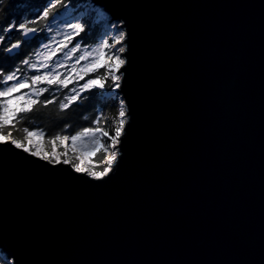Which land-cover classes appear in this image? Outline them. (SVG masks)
Returning <instances> with one entry per match:
<instances>
[{
	"label": "water",
	"instance_id": "95a60500",
	"mask_svg": "<svg viewBox=\"0 0 264 264\" xmlns=\"http://www.w3.org/2000/svg\"><path fill=\"white\" fill-rule=\"evenodd\" d=\"M90 2L126 32L117 163L96 181L0 145V253L264 264V0Z\"/></svg>",
	"mask_w": 264,
	"mask_h": 264
},
{
	"label": "snow or ice",
	"instance_id": "6c2138e0",
	"mask_svg": "<svg viewBox=\"0 0 264 264\" xmlns=\"http://www.w3.org/2000/svg\"><path fill=\"white\" fill-rule=\"evenodd\" d=\"M61 7L66 11H54ZM57 22L63 24L62 30L57 26L55 34L40 38L42 47L34 52V59L29 56L21 60V67L7 70L0 67V145H11L53 166L68 165L74 172L100 181L114 170L119 157L118 145L127 124V107L117 94L123 80L122 69L127 63L123 55L127 50L126 32L123 28L115 29L108 25L102 34H97L99 43L82 47V34L93 30L90 22L72 17L65 0H48L33 18L12 20L0 27V33L8 34L15 30L25 38L5 46L3 51L14 53L28 38H35L39 32L52 33ZM3 34H0V44L5 40ZM69 61L73 63L69 64ZM23 66L34 74L26 75ZM69 85L75 86L62 97L57 94L69 89ZM106 88L111 90L105 91ZM94 89L100 92L94 93L93 98L103 102L98 108L99 114L93 119L95 126L82 127L72 134L68 132L70 125L65 124L51 136H46L43 129L26 126L25 119L38 107L47 108L59 102L58 109L63 112L73 104L89 99L83 93L93 92ZM117 100L119 105L117 116L113 118L114 126L102 127V122L106 120L103 107L109 101ZM21 130L23 134L17 138L13 133ZM35 137L45 144H34ZM45 145H50L51 149ZM61 147L63 151H57ZM98 154L99 159L94 163L91 158Z\"/></svg>",
	"mask_w": 264,
	"mask_h": 264
},
{
	"label": "trees",
	"instance_id": "16d2710c",
	"mask_svg": "<svg viewBox=\"0 0 264 264\" xmlns=\"http://www.w3.org/2000/svg\"><path fill=\"white\" fill-rule=\"evenodd\" d=\"M47 2L48 0H0V27H3L7 22L12 20L19 21L24 18H33ZM65 3L68 4V10L71 11L72 17L82 18L83 20L90 22L92 25V31L82 34V47L95 46L99 43L97 34H102L103 30L107 27L106 16L102 10L98 7H93L89 0H65ZM54 11L64 12L66 10L61 7ZM41 24H43V22H41ZM61 25V22H57V25H54L53 27L52 33L45 31L39 32L33 40L22 44L20 53L13 57L8 53H5L3 48L15 42L17 39H22V37L15 30L8 34L0 33L5 35L4 43L0 44V67H3L5 70L13 67H21V60L28 58L29 56H32L34 59V52L38 47H42L40 44V38L55 34L57 26L61 28ZM45 42L47 41L45 40ZM71 63H73V61H69V64ZM23 67L26 75L34 74L29 71L26 66ZM61 71L65 70L61 69ZM88 78L90 77H86V79ZM80 83L83 84L84 81H80ZM74 86L75 85H69V89H64L57 94L62 97L63 94L68 93ZM110 90L111 89L109 88L105 89V91ZM99 92V89H94L93 92L83 93V95L89 97V99L73 104L69 109L63 112L58 109L59 102L54 105H49L47 108L38 107L35 112L31 113L30 116L25 119V124L30 128L43 129L46 136H51L59 132L65 124L70 125L68 132L72 134H75V132L79 131L82 127L95 126L93 124V119L99 114L98 108L102 106L103 102L93 98V96L94 93ZM45 96H48V93H45ZM41 99H44V97H41ZM118 104V100L109 101L107 106L103 107L106 120L102 122V127L111 128L114 126L115 122L113 118L117 116ZM85 116L89 117V119L85 120ZM13 134L17 138H20L23 133L21 130L14 131ZM49 147L51 146L49 145ZM93 159L94 161L99 159V154L96 157H93ZM0 264H8V262L1 258V255Z\"/></svg>",
	"mask_w": 264,
	"mask_h": 264
},
{
	"label": "rangeland",
	"instance_id": "374dc122",
	"mask_svg": "<svg viewBox=\"0 0 264 264\" xmlns=\"http://www.w3.org/2000/svg\"><path fill=\"white\" fill-rule=\"evenodd\" d=\"M92 6H93V4H91ZM94 7V6H93ZM104 13V15L106 16V21H107V26L109 25V21H110V17H109V15L106 13V12H103ZM112 26H114L115 27V29H120L121 27V23L120 24H112ZM62 28H63V24L61 25V30H62ZM119 105V104H118ZM115 122V121H114ZM33 143L34 144H40V145H44L45 144V142L44 141H42V140H40V138L39 137H35V138H33ZM49 150L51 149V147H49V145H45ZM57 151H63V147H61V148H58L57 149ZM92 160H93V162L95 163V161H94V159H93V157L91 158ZM87 160H88V158L86 157L85 158V163H87ZM6 256V255H5ZM3 256H1V258H2ZM2 259H4L5 260V258L3 257ZM8 264H11L10 262H8Z\"/></svg>",
	"mask_w": 264,
	"mask_h": 264
},
{
	"label": "bare ground",
	"instance_id": "6f19581e",
	"mask_svg": "<svg viewBox=\"0 0 264 264\" xmlns=\"http://www.w3.org/2000/svg\"><path fill=\"white\" fill-rule=\"evenodd\" d=\"M90 1V0H89ZM91 3V2H90ZM92 4V3H91Z\"/></svg>",
	"mask_w": 264,
	"mask_h": 264
}]
</instances>
